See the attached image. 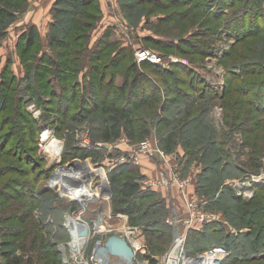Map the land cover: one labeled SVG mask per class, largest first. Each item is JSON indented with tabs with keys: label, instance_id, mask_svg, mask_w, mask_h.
Returning a JSON list of instances; mask_svg holds the SVG:
<instances>
[{
	"label": "trees",
	"instance_id": "obj_1",
	"mask_svg": "<svg viewBox=\"0 0 264 264\" xmlns=\"http://www.w3.org/2000/svg\"><path fill=\"white\" fill-rule=\"evenodd\" d=\"M72 1L74 5L79 4L81 7H87L92 4L93 0ZM146 1H153V3L157 2V4L163 8L165 6V4H162L163 2H160L161 0ZM166 1H169L167 4H169L171 10L173 9L172 13L168 16L161 14L162 16L157 18V22H163V20L167 19L174 20V22L181 21L186 12L176 11L174 9L181 2H178V0ZM209 1L210 0H200V2L194 4L193 7H198L200 12L204 14L207 13L206 15L208 16L212 15L214 20L219 17L218 13L220 12L217 10L213 11L214 9L212 7L215 9L216 7L217 9L224 7L231 8L232 6L240 7L244 3L249 2L253 6L255 12H257L255 20H252L254 13L248 17L246 15L247 12H245L246 9H243V11H239L236 15H231L225 22L216 23L215 26L211 24L208 25V27L212 26V28H216L217 25H219V28H222L225 34H228L231 29H234L235 31L230 32L236 36V42L244 40L249 35L260 32L261 27H264L261 22L263 18L260 17L263 15L260 7L262 0ZM218 4H220L221 7H219ZM14 8L15 6L8 0H0V39L2 35H4L7 27L15 20ZM144 14L148 16L144 20V25H151L152 18L150 15H152V12L147 10L145 13H142V15ZM89 15L93 14H91V12H88V14L86 13V17H89ZM174 22L172 21L171 25H173ZM156 24L153 25L156 26ZM72 26L70 32L67 34L70 45L68 43L64 48L62 42L66 40H62L61 37L58 36L59 33H54L53 30V32L51 31V28L54 27V21L51 23L47 41L49 45L53 44L63 47V52H60L62 56H59L61 59L59 62L62 64L59 65V62L54 56L43 51L41 55L36 57L37 66L35 67L34 81L30 84L28 83L26 87L27 92L36 93L39 86L41 91L46 92V95L53 98L52 100L43 101L45 107L47 106V108H50L52 107L50 105L58 104V114L60 115L59 118L61 121H56V123L54 122V124H51L50 128L52 131L61 130V123L65 120L63 118L67 116L69 112L71 115H68V119H70L71 122L82 123L88 120L91 126L99 128L98 132L96 131L93 133L94 140H100L104 143H111L121 138H126L131 143L135 141L141 142L146 137L151 136L150 134L153 130L156 133L157 145L166 154L176 150L178 146H182L185 155L189 157L194 154L197 148L196 142H201L202 144L206 141L203 145V151L206 148L212 147V153L217 158L215 161H211L209 166L203 165V169L199 175L200 177L198 176L195 180V193L199 197L206 198L204 200H208L205 209L209 211L211 207L216 205V201L210 200L211 194H214V192L212 193L211 191L208 193L207 190H210L213 186L222 188V193L230 196L229 198L234 203L233 206L236 204L238 205L235 209L236 213L234 214L236 219L233 217L232 219L239 225H234L229 219L231 218L230 216H226L224 220L227 226L218 222L205 224L201 231H192L188 233L185 249L189 254L194 255L205 250L212 244L223 245L231 253L223 264H261L264 262V202H261L263 197L259 196V194L264 191V185H258L254 192V196L245 200L236 196L233 190L228 186L222 185V187H220V183L213 182L211 184L210 182L211 177L215 178L216 175L221 173V169H223V167L216 168L215 166L219 164L221 159L225 160L226 157H229L230 153L226 149L223 150V152L221 149H215L219 148V146L214 144L215 139L210 127L211 124L206 122V118V121L204 123L202 122L201 126L197 125L200 124L201 117L203 118L206 112L210 111L213 102L224 97V91L222 93L220 90L210 88L207 93L209 96L201 99L200 94L197 95L198 83L202 85L207 83H205L202 76L192 68H187L182 65L177 66L184 73L182 77L176 76V65H172V68L168 69L144 62L141 63V68H139L132 58L131 51L127 47H123L119 41L112 39L107 40L109 36L114 34L113 31L109 32L106 38H102L101 43H97L96 47H98L99 55L96 58L94 55L95 52H93L94 49L92 50V48H90L88 42H80L82 37L83 39L85 38L84 30L89 27V24L82 19H75ZM155 28V32H150V30H148L150 34L143 36L142 39L146 41L147 44L155 45L156 49H173L179 54H182L184 52L181 51V47L186 45L190 48L189 54L192 53L202 56L208 54V49L210 47L208 44L199 43L195 46L193 42L187 40L185 37L172 38L161 35L162 32L163 34L168 33V28L164 30L159 27ZM206 41L204 40V43H206ZM38 43L40 44L41 42L38 40L37 30L34 27L26 28L25 32L22 33L19 38L18 49L20 48L21 50L18 53L20 58H25L32 49L36 50L33 51L34 56H36L38 53ZM68 45H76L78 47L70 51L66 50ZM115 46L117 47V53L115 52L114 55L113 52L110 53V62L107 64L108 58L106 57L108 56H104V62L102 63L101 51L108 52L110 48ZM196 48H200L201 50L196 51ZM92 55H94L93 58ZM160 56L164 58L163 55ZM122 58L129 59V64L122 71L121 83L117 84L115 83L117 75L110 72V67L107 65H113L115 59L122 63ZM38 64L43 65L40 67ZM86 64H88V66L90 64L89 75L85 72V75H83L80 81L77 80L76 77V79L71 82V86H68L69 89L61 86L63 84L59 82L60 80L62 81L64 77L66 78V73H76L77 70H80ZM51 67L56 68L57 72L55 73L58 74L49 79L48 71ZM8 69L9 68H4L0 73V152L8 154L5 156L10 157L13 163L9 164L10 160H5L6 165L0 167V171H2L1 173L10 171L17 172V178H14V180L9 181L0 188V196L4 198V201L0 202V232H5V235H13L10 232V230L13 229L10 227L13 225V222H28L27 216L21 212V208H24L22 199L27 197L28 199H25V201H28L30 205L25 208L35 221L33 220L30 223L32 225L31 232L27 230L24 231L26 233V238L23 241L28 243L23 244L24 247L29 246V249H35L36 242L40 241L41 245L39 244V246L40 248L42 247V249L39 251L38 255H36L38 260L33 256L24 259V257L19 255L6 252L2 264H64L60 259L59 252L50 248V243L45 244L47 238L44 239V237H40L37 233L38 237L36 234V227H39V229L47 227L46 221L52 214L51 211L54 210L52 202L54 197L57 196L52 193V190L45 187V182L51 170L44 169L41 157L38 156V154L36 155L35 146L32 147V144L37 139L38 123L25 112L24 101L20 100V98H23V95L20 96L16 88L12 89L15 78ZM236 69L239 70L238 73L232 72ZM141 70L143 72H141ZM242 70L244 72H242ZM227 71L230 91H235L245 97H249L248 102L254 106L259 113H263L264 77L263 79L258 78L257 80L247 79L243 82L239 79L245 74L255 75L257 77L264 76V64L255 62L246 66L237 65L234 66L233 69L227 67ZM36 78L37 81H35ZM41 78L46 79V82L44 81L43 83ZM53 80L56 81L58 88L54 85L55 81ZM67 80L68 77L66 82ZM37 82H39V84ZM48 83L51 86L48 85ZM91 86L94 88L92 89ZM10 89L12 90L10 91ZM201 92L204 93L203 90H201ZM219 92L223 94L221 97L219 96ZM184 94H188V99L183 102L181 100H184L182 99ZM178 103H182V105ZM5 104L10 105L7 108L9 109L8 113L2 112L3 109H6L4 108ZM174 106L176 109L174 116H165L164 110ZM91 115H93L92 118L90 117ZM24 120H27V126L21 123ZM199 127L204 128L205 131L197 132V128ZM231 127L232 130L236 128L235 124L231 125ZM75 144L74 142L66 151L63 149L62 161L66 162L72 157L82 159L91 157L93 163H99V165L102 163L99 160L101 155L106 153V151H88L75 147ZM198 157H202L201 151H199ZM230 164V162L227 163L226 161L224 166ZM232 165L235 169H242L235 166L233 162ZM178 171L181 172L180 168ZM211 171L212 173H210ZM207 173L210 174L206 176ZM144 177L145 175L141 173L138 166L135 167L132 164L118 165L107 174L111 192L110 202L112 212L114 214L122 213L126 215L131 225H137V223L134 222L135 217L136 222L138 220H144L145 222L142 230L148 255L161 256L168 250L172 243V228L170 224L168 226L165 225L163 218L165 213L168 217V213L165 206L163 211L160 210V198L156 196L158 194L144 190V187L141 185L140 181ZM75 206L74 209L76 208ZM230 211L233 213L232 210ZM144 212L147 213V216L140 217ZM161 213L163 215L162 218ZM229 225L233 227L236 231L235 233L230 231L228 228ZM65 234L66 232L63 231V236L60 238L58 237V239H62ZM164 237H166L165 240H162ZM16 243L17 241H7L3 244L4 246L15 248ZM45 248H47L46 253H44ZM23 250L26 251L27 249Z\"/></svg>",
	"mask_w": 264,
	"mask_h": 264
},
{
	"label": "rangeland",
	"instance_id": "obj_2",
	"mask_svg": "<svg viewBox=\"0 0 264 264\" xmlns=\"http://www.w3.org/2000/svg\"><path fill=\"white\" fill-rule=\"evenodd\" d=\"M8 1L15 6V20L7 27L4 35H2V38L0 39V73L4 68H9L8 70L15 78V83L13 84L12 89L16 88L18 90V94L20 96L23 95V98H20V100L24 101L25 112L30 118L36 120L38 123V134L36 136L37 139L32 144V147L35 146L36 155L38 154V156L41 157L44 169L51 170L49 177L45 182V187H47L48 181L53 175L55 176L60 171H65L64 167L67 165L69 166L71 164V161H74V159L76 158L72 157L66 162L61 160L59 164H56L55 160L57 158L53 159L55 152L53 153L54 149L52 142H56V146L58 149L61 150L63 147V149L66 151V149L71 147L74 142L76 143L75 147L76 145H78L79 141L77 139V134L81 130L87 131L88 136L92 140H94L93 133L99 131V128L91 126L88 120L83 121L82 123L71 122L70 119H68V115L70 116L71 113L68 112L67 116L63 118L65 120H63V122L61 123V130L53 132L50 128L51 124H54V122L56 123V121H61V119L59 118L60 115L58 114V104L50 105V103L49 105L52 107H45L43 101L52 100L53 98L46 95V92L41 91L38 85V90L36 91V93H30L26 91L27 84H30L32 81H34V72L35 67L37 66V56L41 55V53L44 51L54 56L58 62L61 61L59 56H62V53L60 52H63V47L53 44L49 45L47 41V35L50 31L51 23L54 21V27L51 28V31L53 30L54 33H59L58 36H60L62 40H66L62 42L65 48V45L69 43L67 34L70 32L71 27H73L72 24L74 23V20L82 19L84 22L89 24V27L84 30L85 38L83 39L82 37V40L80 42H88L90 48H92V50L94 49L93 52H95L94 55L96 56V58L99 55L98 47H96L97 43H101L102 38H106L107 34L113 31L114 34L112 36H109L107 40L112 39L121 42V45L123 47H127L131 51V55L134 61L135 50L138 48H145L159 55H163L165 59L164 61H166V59H168L169 57H172L175 60L170 63L166 62L165 65L160 66L162 68L169 69L172 68V65H176L175 67H177L178 65H182L187 68H192L195 72L202 76L205 83H207L204 85L198 83L197 95L200 94L201 99L209 96L207 95V93L209 92L210 88L220 90L222 91V93L224 91V95L220 94L219 92V96L221 97V95H223L224 97L213 102L210 111L206 112L203 118L201 117V122L197 126H201L202 122L204 123L207 119L206 122L211 124V126H209L211 127L214 134V144L219 146V148L215 149H221L222 152L226 149L230 153V156L226 157L225 160L227 161V163L230 162L231 164L224 166L226 161L221 159L219 161V164H217L215 167H223V169H221V173L216 175L215 178L211 177V184L213 182H218L221 185H218L220 187H222V185L228 186L233 190L236 196L247 200V198H244L242 195H237V191L234 185L237 180H241L240 182H250L252 181V179L260 177L261 173L264 174V112L259 113L257 109L248 102L249 97H245L235 91H230V87L228 86L227 67L233 69L234 66L237 65L246 66L250 63L255 62L264 64V27H261L260 32L249 35L244 40L236 42V36H234V34L230 32L235 31L234 29H231L228 34H225L223 33V29L219 28V25H217L216 28H212V26H215L216 23L222 21L225 22V20L230 18L231 15H236L239 11H243V9H246L245 12H247L246 15L248 17L252 13H254V16H252V20H255L257 12H255L253 6L249 2L244 3L240 7L232 6L231 8L224 7L219 9H217V7L216 9L212 7L214 10L210 8L213 11L217 10L220 12L218 13L219 17L215 18L214 20L212 15L208 16L206 15L207 13L204 14L203 12H200L198 10V7H193V5L198 4L200 0H178V2L181 3H179L174 9L176 11L186 12L182 20L179 22H174V20L167 19L163 20V22H157V18L162 16L161 14L168 16L172 13L173 9L171 10L169 4H167L169 1H160L163 2L162 4H165L164 8L159 6L157 2H147L146 0H93L92 4L87 7H81L79 4L74 5V2L72 0ZM217 1L219 2V0ZM218 5L219 7H221L220 4ZM260 7L263 12V15L260 16L261 18H263L261 22L262 25H264V0H262ZM147 10L149 12H152V15H150V17L152 18L151 25H144V20L148 16H146V14L142 15V13H145ZM88 12H91V14L93 15H89V17H86V13L88 14ZM172 21L174 22L173 25H171ZM153 24H156V26ZM210 24L212 26L208 27V25ZM154 26L163 28V30L165 28L169 29L168 33L163 34L162 32L161 35L172 38L185 37L187 40L193 42L195 46H197L199 43L205 45L208 44L210 46L208 49V54L204 56L192 53L189 54L188 52L190 51V48L186 45H183L181 47V51L184 52L182 54H179L173 49H156L155 45L147 44L146 41L142 39L143 36L150 34L148 30H150V32H155L156 28ZM30 27H34L38 32V40L41 42L40 44H37L38 53L36 54V56H34L33 51L36 50L32 49L25 58H20L18 53L21 50L20 48L18 49L19 38L21 34L25 32L26 28ZM204 40H207L206 43H204ZM69 45L67 46L66 50L72 51L74 50V48L78 47L76 45ZM200 50V48H196V51ZM112 52L113 55L115 54V52L117 53L116 46L110 48L108 52L101 51L100 55H102V63L104 62V56H108L106 57L108 58L106 64L110 62L109 55ZM94 55H92V58ZM121 61L122 63H120V61H116L115 59L113 65H107L108 67H110L109 71L114 73V75H117L115 80V83L117 84L121 83L122 71L129 64V59L122 58ZM58 64L60 65L62 63L59 62ZM42 65L38 64V66L40 67ZM137 65L139 68H141V64L137 63ZM89 67L90 64L89 66L88 64H86L81 68L82 70L80 69L81 71L77 70L76 73H66V78L64 77V79L62 81L60 80V82L58 80L57 81L60 84H63L61 85L62 87L69 89L68 86H71V82H73L76 77L77 80L80 81L83 75H85V72L89 75ZM55 72H57L56 68L51 67L48 71V78L50 79L54 75L57 76L58 73ZM141 72L143 71L141 70ZM232 72L238 73L239 70L236 69ZM242 72L244 71L242 70ZM175 74L176 76L180 77L184 75L183 71L180 70L179 67H177ZM67 77L68 80L66 82ZM263 77L264 76L257 77L255 75L245 74L239 80L243 82L247 79H263ZM41 80H43L42 82L44 83L46 79L41 78ZM35 81H37V78L35 79ZM37 83L39 84V82ZM48 85L50 84L48 83ZM54 85L58 88L56 81L54 82ZM12 89H10V91ZM201 90H203L204 93H202ZM182 99L184 100L181 101H186L188 99V94H184ZM178 104L182 105V103ZM8 106L10 105L5 104L4 108L7 109ZM175 106L171 107L170 109L164 110V115L167 117L174 116V113H176ZM6 109H3L2 112L8 113L9 109ZM92 116L93 115H91L90 117L92 118ZM26 122L27 120H24L21 123L27 126L28 123ZM233 124H235L236 128H233L232 130L231 125ZM45 126L47 128H45ZM48 130L50 131V137H47V140L43 143V147L41 146L40 148L39 143L41 141V134H43L45 131L47 132ZM204 131V128H197V132ZM151 132V136L146 137L144 140L150 141L153 147H155V143H157L156 133L153 130ZM119 140L120 139H118L117 141ZM95 141L102 142L100 140ZM128 142L129 144L127 146L130 147L137 146L140 143L139 141L131 143L129 140ZM204 143L201 144V142H196L197 148L195 149L194 154L189 157L185 155L182 146H178L176 150L167 154V156H170L171 158V167L173 166V171H171L175 172L180 179L190 180L189 184L184 190V194L180 192L174 184L171 183L172 177L170 175V172L166 171V169L156 159L148 160L155 163V166L159 172L158 176L149 177L148 175H145V177L140 181L141 185L144 187V190L152 191L158 194L156 196L160 198V210L163 211L164 206L166 207L168 217L165 213L163 219L166 226H168L169 224L171 225L172 236L174 225H176V220L181 221L183 220V217H185V197L187 199H206L196 195L194 189L195 180L201 174L203 165L209 166L210 162L215 161L217 157L213 155L212 147L206 148L203 151ZM120 148H125V146H120ZM199 151L202 152V157L200 158L198 157ZM5 155L8 154L0 152V167L6 165L5 160L8 161V159L10 160L9 164L13 163L12 159ZM105 157L106 153L102 154L99 161L103 163ZM78 160L91 164L92 168L95 169H99L100 166H102V163H100V165L99 163H93L91 157H88L87 159L79 158ZM143 161L145 160L140 161L138 165L134 166H138V169L140 170L139 167ZM232 162L235 166H238L242 169H235V167L232 165ZM86 167L89 171H91L88 165H86ZM179 168L181 172L178 171ZM66 171L69 170L67 169ZM89 171L84 173L83 180L85 184H89L92 178ZM1 172L2 171H0V188H2L9 181L14 180V178H17V172ZM210 173H212V171ZM210 173H207L206 176H208V174ZM93 177L95 176L93 175ZM161 179H164V182L168 183V190L164 189L165 184L160 185ZM99 181V177H96V179H94L92 185H90V187H92V190H96L99 188ZM258 185H264V179L253 182L254 192ZM215 187L216 186H213L210 188V190H207L208 193H210L211 191L212 193L214 192V194H211V199H208L216 201V205L211 207L209 211L219 216L220 220L223 222H225L224 220L226 216H230L231 218L229 219L234 223V225H239L234 219H232V217L235 218V209L238 207V205L236 204L233 206L234 203L229 198L230 196H228L227 194L224 195L221 191L222 188L216 187L215 189ZM104 188L103 190H101V195H105L106 191H104ZM58 192V189L52 190V193H54V195L57 197H54L53 199L52 206L54 210L51 211L52 214L46 221L47 227L43 229H39V227H36V234L38 233L39 236L42 238L44 237V239L47 238L46 243H44H50V248L59 252L60 259L64 264H70L68 263V261L66 262L65 259L67 257V252L69 249L68 243L75 231V224L73 226L72 222H67L70 219H75V217H80L86 223L84 224L87 227L86 229L88 233L86 236V242L84 244L86 254H90L89 250L91 249V245L94 244L97 240L101 241L103 239L102 241H105V238L110 235L121 236L129 240L130 242L133 238L138 240L139 242L144 243L145 245V238L143 236L142 230L145 221L138 220V218V221L136 222L135 217L134 222L137 223V225H131L126 215L122 213L114 214L112 212L110 199H99L95 202L88 200L85 204L84 211L82 213H79L78 209L83 210V207L77 203H73V205H76H74L76 207L74 209L72 203H68V201L64 197L59 196ZM259 196L263 197V200H261V202H264V191L259 194ZM25 199L28 198L26 197L22 199V205H24V208H21V212L25 216H27L28 222H13V225L10 226L13 228L10 230L13 235H5V232H0V264L3 263L4 254L6 252L10 254L12 253L13 255H19L21 257H24V259L32 256L37 259L36 255H38L39 251L42 249V247L40 248L39 246V244L41 245L40 241L36 242L35 249H29V246H25L26 248L24 247L23 243H28L23 241L26 238V233L24 231H32V225L30 223L34 220V218L28 213L26 209V206H29L30 203L28 201H25ZM3 201L4 198L0 196V202ZM230 210H232L233 213H231ZM143 216H147V213L144 212L140 217ZM162 217L163 215L161 213V218ZM99 221L102 226V232L100 234H96L97 230L95 225ZM230 227L234 232H236L232 226ZM63 231L66 232L65 236L62 239H58V237L60 238L63 236ZM165 238L166 237H164L162 240H165ZM7 241H17L16 247L14 248L10 246H4L3 243ZM22 248L27 250L25 251ZM46 249L47 248H45L44 253H46ZM116 262L117 261L115 258H111V263ZM261 264H264V262H262Z\"/></svg>",
	"mask_w": 264,
	"mask_h": 264
},
{
	"label": "built area",
	"instance_id": "obj_3",
	"mask_svg": "<svg viewBox=\"0 0 264 264\" xmlns=\"http://www.w3.org/2000/svg\"><path fill=\"white\" fill-rule=\"evenodd\" d=\"M134 57L135 61L138 64L147 62L149 64L157 66H163L166 64V62L170 63L172 61H175L172 57H169L168 59H166V61H164L165 59L162 56L145 48L136 49ZM48 136L50 137L49 133L47 137ZM77 139L79 141L78 145H76L77 148H81L84 150H93L96 152L106 151V157L101 164L102 166H100L99 169H95L92 168L91 164L81 162L78 160L79 158H75L74 161H71V164L69 166L67 165L64 167V169H68L69 172L60 171L62 172V174H66L67 176L69 173L73 172V176L65 177L61 180V175L59 172L57 175H53L49 179L47 187L51 190L58 189L59 196L64 197L68 201V203H77L81 205L83 207V210L78 209L79 213H82L84 211L85 204L88 200L95 202L99 199L105 200L111 198L107 174L113 168L121 164L138 165L142 160L156 159L161 163L166 171L170 172V175L172 177L171 183L174 184L175 187L183 194L186 186L190 182V180L180 179L175 172H172L173 166L171 167L170 156H167V154L158 147L157 143H155V147H153L150 141L143 140L137 146L130 147L127 146L129 142L126 138H121L116 142L104 143L90 139V137L88 136V132L83 130L78 132ZM46 140L42 138L41 134V141L39 143L40 148L41 146L43 147V143ZM123 145L125 146V148H120V146ZM62 150L63 147L60 150V155L55 160L56 164H59L62 160ZM86 165L90 167L89 169H91V171L88 170ZM79 167L80 170H78ZM88 171L90 172L92 178L89 184H85L83 180L84 173ZM93 175L95 177H93ZM96 177H99L100 179L98 183L99 190H92V187H90V185H92ZM260 179H264L263 173H261L260 177L252 179V181L250 182H240L241 180H237L234 185L237 191V195H242L247 199L251 198L254 194L253 182H257ZM54 182L56 184H54ZM163 184H165L164 189L168 190V183H165L164 179H161L160 185ZM103 188L104 191H106L105 198L103 194L101 195V190H103ZM82 190L84 192H82ZM206 204V200L196 198L187 199L185 197V217H183V220L181 221L176 220V225H174L173 229V235L175 232H178L180 235L181 248L178 255H173L172 243L163 255L156 256L148 255L147 248L144 243L139 242L132 237L131 242L124 238L133 250V264H223L231 254L230 251H228L223 245L212 244L205 250H202L194 255L189 254L185 249L188 233L192 231H201L205 224L212 222L223 223L226 225L225 222L220 220L219 216L205 209ZM84 224L86 223L81 218H78V224H75V231L68 243L69 249L65 261H68V263L70 264H116L111 263V258L109 260H106L102 255L98 254L99 249L104 244V241H102L103 239L101 241L97 240L94 244H92L91 249L89 250L90 254H86L84 244L86 242V236L88 233L86 232V235L82 236H80L79 233L80 227ZM228 228L232 233H235L229 226ZM101 232H99L98 230L96 234H100Z\"/></svg>",
	"mask_w": 264,
	"mask_h": 264
},
{
	"label": "water",
	"instance_id": "obj_4",
	"mask_svg": "<svg viewBox=\"0 0 264 264\" xmlns=\"http://www.w3.org/2000/svg\"><path fill=\"white\" fill-rule=\"evenodd\" d=\"M110 192V190H109ZM86 226H81L79 229L80 236L86 235ZM173 255H178L181 248L180 235L175 232L172 239ZM106 260L110 258L116 259V264H133V250L128 242L117 235L106 237L103 246L98 251Z\"/></svg>",
	"mask_w": 264,
	"mask_h": 264
},
{
	"label": "bare ground",
	"instance_id": "obj_5",
	"mask_svg": "<svg viewBox=\"0 0 264 264\" xmlns=\"http://www.w3.org/2000/svg\"><path fill=\"white\" fill-rule=\"evenodd\" d=\"M45 128H47V127L45 126ZM48 133H50L49 130H48L47 132L45 131V132L42 134V138H43L44 140L47 139V135H48ZM52 145H53V149H54L53 153L55 152V153H54V157H53V159H56V158L60 155V149L57 148V146H56V142H55V141L52 142ZM78 170H80V168H79ZM74 171H76V170H74ZM98 171H99V170H98ZM62 172H63V171H62ZM62 172H60L61 180L64 179L65 177H72V176H73V172L69 173L68 176H67L66 174H62ZM64 172H69V171H66V170H65ZM99 174H100V173H99ZM54 184H56V183L54 182ZM82 192H84V191L82 190ZM93 196H94V194H93ZM104 196H105V195H104ZM78 218H80V217H76L75 219H70L68 223L72 222V225H73V226H74V224L77 225V224H78ZM74 220H75V221H74ZM76 220H77V221H76ZM95 226H96V230H97V231L99 230V232H101V230H102V226H101L100 221L97 222Z\"/></svg>",
	"mask_w": 264,
	"mask_h": 264
},
{
	"label": "crops",
	"instance_id": "obj_6",
	"mask_svg": "<svg viewBox=\"0 0 264 264\" xmlns=\"http://www.w3.org/2000/svg\"><path fill=\"white\" fill-rule=\"evenodd\" d=\"M139 168L143 175H148L149 177L158 176L159 174L155 163L148 159L143 161Z\"/></svg>",
	"mask_w": 264,
	"mask_h": 264
}]
</instances>
